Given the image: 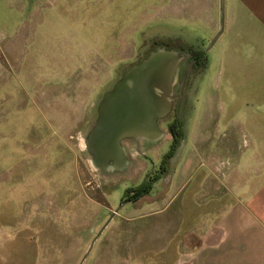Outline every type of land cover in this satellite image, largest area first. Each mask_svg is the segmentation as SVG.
Here are the masks:
<instances>
[{
	"label": "rangeland",
	"instance_id": "rangeland-1",
	"mask_svg": "<svg viewBox=\"0 0 264 264\" xmlns=\"http://www.w3.org/2000/svg\"><path fill=\"white\" fill-rule=\"evenodd\" d=\"M212 1L0 0V264H173L192 248L218 204L204 188L210 163L234 162L224 144L241 140L220 95ZM161 46L205 53L184 70L174 154L162 163L170 112L151 145L121 140L128 164L95 165L84 138L101 98ZM161 164L151 189L109 220Z\"/></svg>",
	"mask_w": 264,
	"mask_h": 264
},
{
	"label": "crops",
	"instance_id": "crops-1",
	"mask_svg": "<svg viewBox=\"0 0 264 264\" xmlns=\"http://www.w3.org/2000/svg\"><path fill=\"white\" fill-rule=\"evenodd\" d=\"M220 18V95L235 108L230 134L241 140L224 144L234 162L210 163L204 188L218 199L213 218L173 264H264V0H221Z\"/></svg>",
	"mask_w": 264,
	"mask_h": 264
},
{
	"label": "water",
	"instance_id": "water-1",
	"mask_svg": "<svg viewBox=\"0 0 264 264\" xmlns=\"http://www.w3.org/2000/svg\"><path fill=\"white\" fill-rule=\"evenodd\" d=\"M185 56L174 48L158 47L129 67L105 92L98 104L94 124L84 138L95 165L115 167L110 161L117 162L118 167L125 164L121 143L124 137L156 139L161 135L158 119L171 107L173 75L177 63ZM121 205L112 211L109 220Z\"/></svg>",
	"mask_w": 264,
	"mask_h": 264
},
{
	"label": "flooded vegetation",
	"instance_id": "flooded-vegetation-1",
	"mask_svg": "<svg viewBox=\"0 0 264 264\" xmlns=\"http://www.w3.org/2000/svg\"><path fill=\"white\" fill-rule=\"evenodd\" d=\"M180 52H186L185 53L186 56L179 60V62L177 63V66L175 68V72H174L173 79H172V88H171L172 95L170 97L171 107H170L169 111L163 117L159 118V119H162V118L166 117L170 112H172L171 120L167 118V119H165V122L167 123V127H169V123L173 122L172 128H173L174 132L172 134L170 133L171 139L173 136H175V137H177L178 141H179V137L181 136V135H179L180 131H181V128H180L181 123H180V118L177 115V112H178L179 106L181 105V102H183V98H182L183 94H181L179 87H180V85L182 86V84H183L184 74H185L184 70L188 66H190V67L193 66L195 63L201 64L203 61V57L205 55L204 51L199 52L195 48L183 49ZM175 85H177V91L173 90V87ZM179 95L181 97L178 101ZM159 119H158V122H159ZM127 138H130L133 141V146H134L135 150H138L137 145L141 142H143L144 145H151L152 143L156 142L155 139L151 138V137H132V136H129ZM125 155H126V152H125ZM110 163L115 164L112 161H110ZM125 163L128 164V160H126ZM99 167H101V166H99ZM101 168L107 169L105 167H101ZM110 168L112 169L113 167L111 166ZM158 171L159 170L157 169V171H155L154 174L152 172L147 173L146 174L147 176L145 175L146 178H144V179L150 180V179L154 178L155 174H157ZM121 200L122 201L120 204L131 201L132 200L131 199V193L128 195H125Z\"/></svg>",
	"mask_w": 264,
	"mask_h": 264
},
{
	"label": "trees",
	"instance_id": "trees-1",
	"mask_svg": "<svg viewBox=\"0 0 264 264\" xmlns=\"http://www.w3.org/2000/svg\"><path fill=\"white\" fill-rule=\"evenodd\" d=\"M164 47H169V46H164ZM188 48L191 49L192 46H183V47L180 46V49H178V51H182L183 49H188ZM197 50L199 52L203 51V50H200L199 48ZM203 63H204V61H202V64ZM172 125H173V122L169 123V127H168V130L171 134L174 132ZM179 135H182V130L180 131ZM177 145H178V139H177V137L173 136L171 139V142H170L169 149L163 155L162 162H165V160L167 158H169L170 156H172L174 154ZM163 170H164V168H163V165L161 164L159 171L157 174H155L154 178H152L150 180L143 179L136 186L129 188L126 192H128L129 194L131 193V199L136 200L141 195L147 193L150 190V188L152 187L153 182L156 181L157 179H159Z\"/></svg>",
	"mask_w": 264,
	"mask_h": 264
},
{
	"label": "bare ground",
	"instance_id": "bare-ground-1",
	"mask_svg": "<svg viewBox=\"0 0 264 264\" xmlns=\"http://www.w3.org/2000/svg\"><path fill=\"white\" fill-rule=\"evenodd\" d=\"M84 146H85V142H84ZM92 162H93V161H92ZM114 165H116V166H117V165H118V163L116 162ZM108 168H109V167H108Z\"/></svg>",
	"mask_w": 264,
	"mask_h": 264
}]
</instances>
